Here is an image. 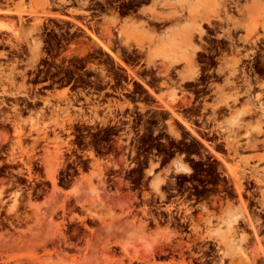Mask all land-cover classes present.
Returning a JSON list of instances; mask_svg holds the SVG:
<instances>
[{
	"label": "rangeland",
	"instance_id": "374dc122",
	"mask_svg": "<svg viewBox=\"0 0 264 264\" xmlns=\"http://www.w3.org/2000/svg\"><path fill=\"white\" fill-rule=\"evenodd\" d=\"M42 1L6 0L55 15L7 20L33 49L0 62V264H264V0H220L193 62L149 55L173 24L150 0ZM46 29L73 30L70 52L43 51ZM71 60L156 103L38 97L39 66Z\"/></svg>",
	"mask_w": 264,
	"mask_h": 264
},
{
	"label": "flooded vegetation",
	"instance_id": "af4514ba",
	"mask_svg": "<svg viewBox=\"0 0 264 264\" xmlns=\"http://www.w3.org/2000/svg\"><path fill=\"white\" fill-rule=\"evenodd\" d=\"M6 5H7L6 0H0V8H5ZM12 5L13 4H8V6H12ZM15 9H10V10L14 12ZM8 12L10 11L8 10ZM44 12L42 13L43 15H47V14L51 15L49 11L46 12V10H44ZM16 14L18 13L15 12V13L2 14L0 15V20L3 19V21L5 20L6 22L9 19L13 20L15 19L13 17H15ZM22 14H27V13H22ZM28 14H31V13H28ZM38 14H41V12H38ZM58 16H65V15H58ZM8 23H11V22L8 21ZM14 33H17L16 28L15 30H9V31H4L2 29L0 30V53L9 54V56H6V55L2 56L3 58H8V61L5 60V61H0V62L11 63V60L15 58V57H12L14 51H19L23 55V50H26L28 48L31 50L33 49V47L29 45H28V48L23 47V35H21L19 38L21 41L19 45L8 44L7 43L9 42L8 39L14 37L15 36ZM91 35L93 36V34ZM43 36L46 37L45 44L44 46H42L43 51L50 52V53H58L59 57L64 53L70 52V48H69L71 46L70 43L71 41H74L77 38L74 31L73 30L71 31L70 29L68 30L46 29L44 31ZM97 43L101 46V44L98 41ZM34 49L36 51H39L38 48H34ZM102 49L108 52L103 47ZM86 53L87 55H89L87 58L92 59L93 56H91L90 54L93 53V47H89L86 50L85 54ZM22 55L20 58H22ZM131 57H134V54H131ZM71 59H74V58H71ZM45 60L48 62L50 60L55 61V57L53 56L52 58H50L49 55H47ZM116 61L118 62L117 59ZM81 63L84 64V66L83 68L78 69V70H74V66H75L74 60L65 61L63 63H60L59 65L53 64L52 66H49L48 63L44 65H40L39 66L40 70L37 72V77H36L37 81L35 83V85L39 88L37 96L40 98L45 97L44 93H47L50 91H52L54 94L59 95L61 92L63 93V91L66 88L71 87L68 94L73 93V95L70 94L71 97L73 98L75 96L80 97L81 102L89 100V101L100 102L102 104H106L110 100L122 101V99L127 98V99H131L134 105H137L139 104V99L142 97V95L147 94L150 98L154 99L153 104H155V96L157 93L154 91L156 89L154 85L150 84L151 86H148L144 84V82L137 79L135 80L137 82V84H135L137 85V87H135L136 90H133L131 92L125 89L121 90L120 86H115V82H117L116 79L109 80L107 77H103V76L96 78L95 76L88 74L90 71L86 70L87 64H92V63L85 61V60H82ZM122 66L128 71H130L131 73H133V71L125 63ZM22 82H23V78L21 77L20 83ZM78 84H82L83 86H77ZM142 84H143V88L147 91L140 94L139 85H142ZM149 88L153 90V93L149 90ZM119 90H121L120 93L118 92ZM21 102H22L21 104L22 108L23 107L26 108L29 106L26 102H24L23 104V99ZM29 102L33 104L34 101L33 99H29ZM37 102H42V100L37 99Z\"/></svg>",
	"mask_w": 264,
	"mask_h": 264
},
{
	"label": "crops",
	"instance_id": "0c3cea01",
	"mask_svg": "<svg viewBox=\"0 0 264 264\" xmlns=\"http://www.w3.org/2000/svg\"><path fill=\"white\" fill-rule=\"evenodd\" d=\"M258 4L260 6L262 2L259 1ZM148 5L150 9L162 6L166 17L173 21L167 31L149 32L147 37L149 55L153 58L164 56L171 62L181 60L193 62L192 53L203 49L197 34L202 33L204 21L208 22L218 17L221 2L220 0H150ZM259 12L262 13V9ZM8 13L15 12L0 8V15Z\"/></svg>",
	"mask_w": 264,
	"mask_h": 264
},
{
	"label": "bare ground",
	"instance_id": "6f19581e",
	"mask_svg": "<svg viewBox=\"0 0 264 264\" xmlns=\"http://www.w3.org/2000/svg\"><path fill=\"white\" fill-rule=\"evenodd\" d=\"M236 1V0H235ZM41 3H43V1L42 0H35V4H38V5H41ZM229 3H230V1H229ZM228 3V4H229ZM226 4V6L228 5L227 3H225ZM233 4V3H232ZM228 8V7H227ZM234 9V8H233ZM10 12H12V10H10V9H8ZM7 10V11H8ZM43 10V9H42ZM220 10L221 11H224L225 10V7L224 6H222L221 5V7H220ZM39 11V10H38ZM14 12H16V13H18L17 15H21L22 13H31L32 15L33 14H36V15H38V12H37V10H36V8L34 7V6H32V7H30V8H28V9H26V8H24L23 6H22V8H16L15 9V11ZM43 12H44V10H43ZM42 11H41V14L43 13ZM47 12V11H46ZM218 12V11H217ZM216 12V13H217ZM227 12V11H226ZM45 13V12H44ZM49 13V12H48ZM31 14H29V15H31ZM47 14V13H46ZM55 13H53V15H54ZM51 15H52V13H51ZM221 15H223V14H221ZM154 18H156V16H154ZM9 22H11V21H9ZM210 22V21H209ZM210 24V23H209ZM219 24V23H218ZM216 25V24H215ZM212 27V26H211ZM15 28L16 27H14V24H12V22L11 23H8V21L6 22L5 20L3 21V19L2 20H0V30L2 29V30H4V31H9V30H15ZM6 29V30H5ZM8 29V30H7ZM257 30V29H256ZM125 33V31H123V34ZM233 34V33H232ZM93 37L101 44V47H103L105 50H107L113 57H115L117 60H118V62L121 64V65H124V63L122 62V60H120L116 55H115V53H113L112 51H111V49L109 48V43H108V41H106V42H103L102 40H100L99 38H97L96 36H94V34H93ZM124 37V36H123ZM240 37V36H239ZM130 38H132V37H130ZM129 38V39H130ZM254 38V37H253ZM259 40V39H258ZM129 43V42H128ZM131 43V42H130ZM256 43H258V41L257 42H255V44ZM137 45H138V43H136ZM226 44V43H225ZM259 44V43H258ZM226 49V48H225ZM229 49V48H228ZM256 50H257V48H255ZM228 51V50H227ZM146 52V51H145ZM224 52H226V51H224ZM242 52V51H241ZM213 53V52H212ZM243 53V52H242ZM262 53V52H261ZM260 53V54H261ZM226 54V53H225ZM254 54V53H253ZM264 54V53H263ZM233 57V56H232ZM231 57V58H232ZM225 58V57H224ZM230 58V57H229ZM230 58V59H231ZM241 60V59H240ZM243 60V59H242ZM247 61V60H246ZM242 62V61H241ZM255 62V61H254ZM245 65V64H244ZM241 66V65H240ZM255 68V67H254ZM238 69H239V67H238ZM237 69V70H238ZM241 69V68H240ZM239 69V70H240ZM245 69V68H244ZM228 70V69H227ZM231 71H230V75H232L233 77L235 76V69H230ZM224 72V71H223ZM237 72H239V71H237ZM226 73V72H225ZM240 73H241V71H240ZM236 77V76H235ZM237 78V77H236ZM229 79V78H228ZM243 87V86H242ZM149 90L153 93V90L152 89H150L149 88ZM65 91H63V93H64ZM156 96H157V94H156ZM170 105V104H169ZM171 106V105H170ZM221 107V106H220ZM173 108V107H172ZM168 109H170L172 112H173V110L171 109V107H169L168 106ZM174 113V112H173ZM176 116H178L179 118H180V116L178 115V114H176V113H174ZM181 119V118H180ZM182 120V119H181ZM182 122H184L185 123V121H182ZM186 124V126L187 127H189L188 126V124L187 123H185ZM234 129V128H233ZM18 132V131H17ZM19 134V133H18ZM196 134V133H195ZM210 135V134H209ZM222 135V134H221ZM200 136V135H199ZM212 141V140H211ZM240 141V140H239ZM204 143V142H203ZM217 143V142H216ZM211 144V143H210ZM262 144V143H261ZM220 145V144H219ZM213 148H214V146H213ZM216 151V150H215ZM219 152V151H218ZM221 152V151H220ZM239 152V151H238ZM215 153V152H214ZM218 155V157L221 159V160H224V158L222 159L221 157H220V154H217ZM227 162V161H226ZM229 162V161H228ZM213 167V166H212ZM228 167V166H227ZM232 167V166H231ZM229 168V167H228ZM234 168V167H233ZM261 170V169H260ZM230 171V176H231V178H233L234 179V177H235V173H234V171L232 170V169H230L229 170ZM226 174V173H225ZM226 176V175H225ZM247 178V177H246ZM252 178V177H251ZM254 184V183H253ZM256 185V184H255ZM235 186V185H234ZM236 187V189H237V191H238V194L240 195V189L242 188L241 187V185L239 184L238 186L236 185L235 186ZM257 187V186H256ZM249 189V188H248ZM251 190V189H250ZM254 191V190H253ZM248 194V193H247ZM246 196V195H245ZM248 199V198H247ZM237 200H238V198H237ZM249 202H250V200H249ZM244 203H245V201H244ZM248 204V203H247ZM249 209V208H248ZM260 211V210H259ZM247 212V211H246ZM248 213V212H247ZM249 217V216H248ZM249 220V224H250V227L252 228V230L254 231V234H256V231L257 230H255V228H254V225L252 224V222L253 221H251L250 220V218L248 219ZM254 223V222H253ZM236 264H241L240 262H238V260L236 261Z\"/></svg>",
	"mask_w": 264,
	"mask_h": 264
}]
</instances>
